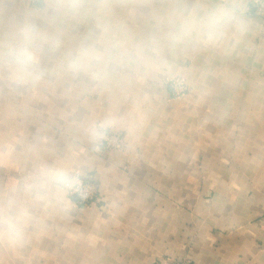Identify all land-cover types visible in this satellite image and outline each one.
I'll return each instance as SVG.
<instances>
[{"label":"crops","instance_id":"0c3cea01","mask_svg":"<svg viewBox=\"0 0 264 264\" xmlns=\"http://www.w3.org/2000/svg\"><path fill=\"white\" fill-rule=\"evenodd\" d=\"M184 257L264 264V20L249 0H0V264Z\"/></svg>","mask_w":264,"mask_h":264},{"label":"built area","instance_id":"2783aa9c","mask_svg":"<svg viewBox=\"0 0 264 264\" xmlns=\"http://www.w3.org/2000/svg\"><path fill=\"white\" fill-rule=\"evenodd\" d=\"M249 13L258 15L264 20V0H250ZM164 80L169 97L172 99L182 98L189 91V84L183 75H167ZM101 145L103 149H122L121 132L114 130L107 131L103 135ZM68 190L77 197L78 203L91 204L97 197L99 187L92 177L89 176L70 186ZM157 262V264H192L187 257L181 259H164Z\"/></svg>","mask_w":264,"mask_h":264},{"label":"rangeland","instance_id":"374dc122","mask_svg":"<svg viewBox=\"0 0 264 264\" xmlns=\"http://www.w3.org/2000/svg\"><path fill=\"white\" fill-rule=\"evenodd\" d=\"M250 1V0H249ZM104 135V134H103ZM101 143H102V140H101ZM101 148H102V145H101Z\"/></svg>","mask_w":264,"mask_h":264},{"label":"clouds","instance_id":"9594fccd","mask_svg":"<svg viewBox=\"0 0 264 264\" xmlns=\"http://www.w3.org/2000/svg\"><path fill=\"white\" fill-rule=\"evenodd\" d=\"M206 23H208V22H206Z\"/></svg>","mask_w":264,"mask_h":264}]
</instances>
